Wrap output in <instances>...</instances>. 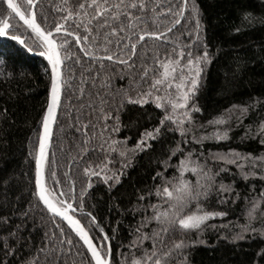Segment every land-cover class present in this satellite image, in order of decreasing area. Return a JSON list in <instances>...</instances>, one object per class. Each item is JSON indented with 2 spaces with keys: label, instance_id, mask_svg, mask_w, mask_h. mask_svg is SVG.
I'll return each instance as SVG.
<instances>
[{
  "label": "trees",
  "instance_id": "obj_1",
  "mask_svg": "<svg viewBox=\"0 0 264 264\" xmlns=\"http://www.w3.org/2000/svg\"><path fill=\"white\" fill-rule=\"evenodd\" d=\"M69 2L74 9L78 0ZM192 2L188 0L189 6ZM194 2L199 9L200 35L211 59L201 74V83L193 98L200 111L192 113L188 143H183L178 132L169 130L174 126L168 122L161 128L157 140L149 141L150 147L142 151L129 152L122 157L119 151L108 150L109 146L105 143L111 137L124 142V145H116L119 150L122 151L125 146L132 149L144 129L159 124L164 113L150 102L143 106L124 103L121 107V90L127 89L130 96L143 91L147 87L145 83L136 89L130 88L143 71L141 65L149 64L157 51L163 57L176 44H189V34L195 33V22L189 18V10L186 9L184 17L179 18L180 23L173 26L174 19L178 18L173 13L182 0H146L145 22L140 28H144L145 23L149 31L172 27V32L168 34L171 43L146 37L145 41L137 44L136 55L129 60V64L134 65L130 70L108 60L103 61L101 68V62L85 56L80 50L82 45H77L72 37L62 49V55L68 54L63 69L66 83L48 152L47 184L54 191L67 192L71 182L79 199L81 191L91 182V187L83 196V206L110 237L112 264H122L125 260L130 262L133 253L140 256L139 251L133 249L129 252L122 245L127 246L132 240L133 229L141 219L146 214L152 215L149 204L166 207L154 194L155 185L163 187L156 173H162L165 179L178 175L174 167L165 169L160 164L177 144L184 153L194 150L192 159L206 163L214 173L221 167H227V172H219L216 184L222 182L232 191L218 196L213 190L203 202L207 210L224 212L225 216L211 218L199 231H173L165 236L164 244L170 246L173 240L179 239L195 242L186 249V258H182L180 264H264V259L257 255L264 252V235L260 234V230L264 229V217L260 215L264 212V203L250 223L245 216L253 198H258L264 190V165L258 164L251 169V161L246 162L243 172L251 170L256 175L244 179L235 165L225 166L210 156V153H226L230 149L241 154L251 153L254 157L264 155V144L260 142L264 137L256 134L258 125L264 121V0ZM63 6L60 0H42L35 9L37 21L44 28L54 26L66 15L56 10ZM6 10L7 6L0 0V14ZM152 19L156 22L152 23ZM10 23L14 26L12 33L8 37H0V41H9V48L19 47L17 42L10 41L11 34H17L33 45L34 34L18 17L10 18ZM68 25L70 30L74 29L72 22ZM62 35H54L58 43ZM109 47L115 49V45ZM191 50L193 55H197L203 48L193 42ZM38 52L39 49H36L33 53ZM99 54L104 55L103 51ZM125 54L131 55L128 50ZM104 76L109 78L106 86H102ZM49 91L50 69L43 57L31 53L9 56L6 66L0 65V264H30L33 257L37 258L36 264H88L89 254L82 242L63 220L53 216L33 195L35 164L29 152L38 143ZM232 106L236 108L232 109ZM244 106H248L247 113L242 115L239 109ZM106 113H111V117L104 120L102 117ZM117 113L119 131L112 132L116 124L113 117ZM221 114H225L226 123L219 127L221 131L228 130V138L220 141L205 139L202 144L196 143L193 135L199 138L212 133L215 127L210 126L208 121ZM78 128L81 131H77ZM85 133L87 144L84 143ZM181 158L182 153L178 152L168 163L177 165ZM106 162L107 167L120 176L118 183L109 181L106 184L103 179L84 171L89 167L100 171L97 166ZM53 169L59 186L54 185L49 174ZM184 176L195 181V174L186 172ZM149 193L152 195L149 196ZM141 196L143 200L139 199ZM220 196L226 202H219ZM73 205L76 207L77 201H73ZM75 215L85 227H89L86 216L79 211ZM246 223L257 231L244 232L243 239L233 241L231 238L241 233V226ZM156 227L155 222H151L143 231L151 232ZM60 229H63V237ZM90 235L97 237L101 233L96 228H90ZM61 238L71 239L72 244L65 243L64 251L58 257L53 245L60 248L58 240ZM150 246L149 241L144 242L145 248ZM38 249L44 251L38 253Z\"/></svg>",
  "mask_w": 264,
  "mask_h": 264
},
{
  "label": "snow or ice",
  "instance_id": "obj_2",
  "mask_svg": "<svg viewBox=\"0 0 264 264\" xmlns=\"http://www.w3.org/2000/svg\"><path fill=\"white\" fill-rule=\"evenodd\" d=\"M7 6L4 14H0V37H8L13 31V25L10 23V18L18 17L19 21L27 29L34 34L35 40L33 45H29L21 35L11 34L10 41H15L19 47H7L9 41H0V65L6 66L9 56L26 55L33 53L39 49V56L46 59L50 67V92L47 98L46 109L42 115V130L38 134V143L34 150L29 152V155L34 158V196L38 198L46 206L47 210L54 216L60 217L67 222L68 227L78 237L79 242L89 254L88 264H112V248L110 237L104 233L103 228L99 226L95 217L91 213L86 212L83 206V196L87 188L91 187V182L81 191L78 199L74 185L69 182L68 191H54L49 188L46 179V165L48 164V149L50 138L53 134V124L56 121L57 109L61 103L62 88L66 81L62 76L61 65L68 58V54L62 55V49L68 44V38L75 39L77 45H82L80 50L85 56L93 57L94 60L100 61L103 68V61H115L120 65L131 69L134 65L129 64V60L136 55L137 44L145 41L146 37L157 41L168 42V34L172 32V27L165 26L163 31H149L145 23L144 28H140L141 23L145 22L143 13L148 7L146 0H78L75 8L71 6L69 0H60L63 7H58L56 10L66 13L60 20L55 22L54 26L44 28L37 21L35 6L37 0H2ZM155 5H153V11ZM189 10L190 19L195 22V33L189 34V44L180 46L176 44L171 52L166 53L163 57L157 51L152 58V61L141 67L143 71L139 73L138 79L130 84V88L136 89L141 83H145L147 87L143 91L136 92L135 96H130L127 89H122L121 107L124 103L143 106L146 103H152L157 109L163 111V116L159 120V124L155 127L144 129L136 141L132 149L126 146L123 150H119L116 145H124L123 141H117L109 137L105 143L109 146L110 151H119V155L124 157L127 153H134L137 150H144L150 147L149 141H156L160 136L161 128L166 122L171 123L174 127L169 129L180 134L183 138V143H188V134L191 132L193 123L192 113L199 112L200 109L194 102V97L197 94L201 83V74L207 65L210 63V55L208 47L203 43L201 32V24L199 21V9L194 0L189 6L188 0H182L177 11L173 13L175 18L173 26L180 23L179 18H183L185 10ZM134 11L138 14L134 15ZM171 12V9H169ZM46 19V18H45ZM68 22H72L74 29L70 30ZM152 19V23H155ZM81 31L83 34H81ZM54 33L63 34L58 43ZM133 38H136L135 42ZM197 43L203 48V51L197 55H193L192 44ZM115 45V49L109 46ZM187 48V51H185ZM125 50L130 51L131 55L126 56ZM103 51L104 55L99 52ZM124 57V58H121ZM47 72L48 69H45ZM155 73L150 75V73ZM99 75V74H98ZM108 77L104 76L102 86H106L105 82ZM150 79V83L148 80ZM131 80V77H130ZM236 106H232L235 109ZM248 106L241 107L240 113L246 114ZM231 110H226L229 112ZM103 113V109H101ZM111 117V113L103 114V119L107 120ZM113 119L116 124L111 131H119V113ZM239 121V118H237ZM226 123L225 114L215 117L208 121L210 126H214L215 130L207 136L197 138L193 135L192 139L199 144L205 139H214L217 141L226 140L228 138L227 129L220 130L219 126ZM188 127H185V125ZM85 128L87 125L84 126ZM105 124V129H107ZM81 131V129H77ZM251 132V129L248 130ZM256 134L264 137V121H261L256 129ZM103 130L101 131V136ZM84 143H88L87 134L85 133ZM264 144V138L260 140ZM103 146V144H102ZM87 150V149H85ZM178 152L182 153V158L179 159L177 165H170L169 160ZM193 151L184 153L177 144L176 148L169 150V155L166 160H161L160 164L167 169L174 167L178 172L177 176L165 179L162 173H156V177H160L163 187L155 185L154 194L160 198L166 207L161 204H149L148 208L152 210V215L147 214L141 219L139 224L133 229L132 240L129 241L126 247L129 252L133 249L140 252L137 257L134 253L129 261H122V264H180L182 258H186L185 251L187 248L194 245L193 241H185L184 239L173 240L169 245L164 244V238L171 235L173 231L191 232L199 231L205 223L211 218L217 216H225L224 212L209 211L203 206L208 198V195L213 190L220 193H231V187L222 182L217 185L216 179L219 172H227V167H221L219 171L212 172L207 167L206 163H201L199 159H192ZM212 159L216 162H223L226 165H235L241 170V175L244 179H248L249 175H256L255 171L243 172L245 163L251 161V169H255L258 164L264 165V155L252 156L251 153L241 154L234 150H229L226 153H210ZM100 171H94L91 167L85 168L84 171L90 176H96L103 179L107 184L109 181L118 183L120 176L107 167V162L97 166ZM264 170V169H262ZM186 172L195 174V181H190L185 178ZM54 185L59 186V181L55 179L54 169L49 173ZM154 177L153 179H155ZM171 185V187H169ZM149 196L152 193L148 194ZM143 200L144 197H139ZM73 201H77V206L74 207ZM219 202H226L223 196H220ZM264 203V190L261 191L259 197H254L250 207H247L245 216L249 223L256 218V212ZM79 211L88 218L89 227H85L80 219L76 218L75 213ZM147 213V209H145ZM264 217V212H260ZM151 222H155L156 228L151 232H145L143 229ZM57 227H59L57 225ZM90 228H96L101 233L97 237L90 235ZM255 232L256 229L249 227V224L241 226V233L234 235L233 241L243 239L244 232ZM61 237H63V229H60ZM260 234L264 235V229L260 230ZM47 233L45 236L47 237ZM55 236V233H53ZM50 239V238H49ZM149 241L150 247L145 248L144 242ZM203 243V241H199ZM48 240H45V244ZM60 248L53 245V250L57 252L59 257L60 252L64 251L63 245L72 244L71 239H59ZM71 250L70 248L68 249ZM44 249H38V253ZM264 259V252L258 253ZM36 257H33L30 264H36Z\"/></svg>",
  "mask_w": 264,
  "mask_h": 264
},
{
  "label": "water",
  "instance_id": "obj_3",
  "mask_svg": "<svg viewBox=\"0 0 264 264\" xmlns=\"http://www.w3.org/2000/svg\"><path fill=\"white\" fill-rule=\"evenodd\" d=\"M42 0H37V5H39L40 4V2H41ZM37 5L35 6V9H36V7H37ZM34 9V10H35ZM56 33H54V35H55ZM32 55H39L38 53H31ZM46 60V59H45ZM47 62V61H46ZM49 69H50V67H49ZM61 69H62V76H63V69H64V62L62 63V65H61ZM62 90H63V88H62ZM50 92V91H49ZM61 97H62V94H61ZM58 111H59V108L57 109V117H58ZM57 117H56V121H55V123L53 124V134H54V130H55V126H56V122H57ZM41 130H42V127H41ZM53 134H52V136H51V138H50V143H49V149H50V146H51V143H52V139H53ZM49 149H48V152H49ZM42 203V202H41ZM43 204V203H42ZM45 208H46V206H44ZM47 209V208H46ZM52 214V213H51ZM53 215V214H52ZM54 216V215H53ZM57 217V216H56ZM59 219H61L60 217H58ZM78 219V218H77ZM62 220V219H61ZM66 224H67V222L66 221H64ZM82 223V222H81ZM83 224V223H82Z\"/></svg>",
  "mask_w": 264,
  "mask_h": 264
}]
</instances>
